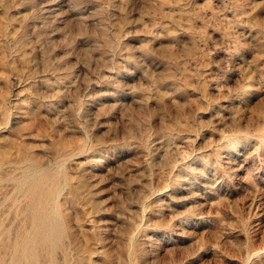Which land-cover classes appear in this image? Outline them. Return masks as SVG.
<instances>
[{"label": "rangeland", "instance_id": "1", "mask_svg": "<svg viewBox=\"0 0 264 264\" xmlns=\"http://www.w3.org/2000/svg\"><path fill=\"white\" fill-rule=\"evenodd\" d=\"M0 264H264V0H0Z\"/></svg>", "mask_w": 264, "mask_h": 264}]
</instances>
